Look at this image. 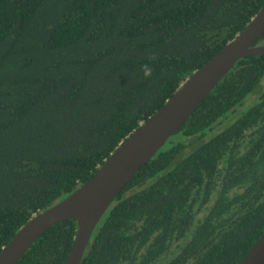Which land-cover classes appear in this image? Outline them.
I'll list each match as a JSON object with an SVG mask.
<instances>
[{
	"label": "trees",
	"instance_id": "16d2710c",
	"mask_svg": "<svg viewBox=\"0 0 264 264\" xmlns=\"http://www.w3.org/2000/svg\"><path fill=\"white\" fill-rule=\"evenodd\" d=\"M263 4L0 0V251ZM263 76L264 55L232 67L116 195L80 264H239L264 232ZM75 230L53 225L16 264H63Z\"/></svg>",
	"mask_w": 264,
	"mask_h": 264
},
{
	"label": "water",
	"instance_id": "95a60500",
	"mask_svg": "<svg viewBox=\"0 0 264 264\" xmlns=\"http://www.w3.org/2000/svg\"><path fill=\"white\" fill-rule=\"evenodd\" d=\"M263 34L264 4L239 34L193 71L160 109L118 144L87 182L20 227L2 247L0 264H16L46 230L64 220H74L76 230L63 264H80L96 224L127 181L164 146L240 59L264 55V46H254ZM239 264H264V232Z\"/></svg>",
	"mask_w": 264,
	"mask_h": 264
},
{
	"label": "clouds",
	"instance_id": "9594fccd",
	"mask_svg": "<svg viewBox=\"0 0 264 264\" xmlns=\"http://www.w3.org/2000/svg\"><path fill=\"white\" fill-rule=\"evenodd\" d=\"M144 75H145V76L150 75V69H147V68H146Z\"/></svg>",
	"mask_w": 264,
	"mask_h": 264
},
{
	"label": "rangeland",
	"instance_id": "374dc122",
	"mask_svg": "<svg viewBox=\"0 0 264 264\" xmlns=\"http://www.w3.org/2000/svg\"><path fill=\"white\" fill-rule=\"evenodd\" d=\"M261 82H262V83H264V76H263V78H262Z\"/></svg>",
	"mask_w": 264,
	"mask_h": 264
}]
</instances>
